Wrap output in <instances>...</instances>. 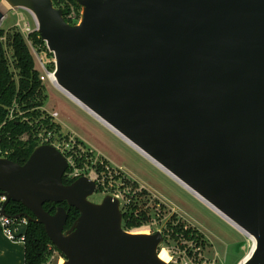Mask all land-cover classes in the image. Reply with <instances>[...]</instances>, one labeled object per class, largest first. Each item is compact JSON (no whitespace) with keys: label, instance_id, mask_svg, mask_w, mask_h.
<instances>
[{"label":"water","instance_id":"1","mask_svg":"<svg viewBox=\"0 0 264 264\" xmlns=\"http://www.w3.org/2000/svg\"><path fill=\"white\" fill-rule=\"evenodd\" d=\"M8 1L33 14L57 82L190 188L216 198L256 241L245 264H264V0H77V25L52 0ZM68 167L49 145L24 165L0 158L5 209H29L64 264H167L161 232L125 231L120 201L91 202L95 181L65 185ZM64 202L69 210L44 209ZM72 208L80 216L65 231Z\"/></svg>","mask_w":264,"mask_h":264},{"label":"trees","instance_id":"2","mask_svg":"<svg viewBox=\"0 0 264 264\" xmlns=\"http://www.w3.org/2000/svg\"><path fill=\"white\" fill-rule=\"evenodd\" d=\"M52 2L57 9L63 11V17L67 23L71 25L79 23L82 7L77 0H52ZM72 9L76 13L75 18L69 16ZM29 43L39 52H45L53 57L38 31L31 32L26 38L19 27H12L7 31L0 30V158H7L20 165H24L40 146L37 138L41 131L59 134L62 132V126L44 110L47 99L46 87L41 80L42 71L38 68L37 59ZM75 150L77 153L74 157L78 166L82 167L84 163L89 166L94 164L96 169L99 168L98 173H102L100 177L102 181L111 180L105 167L109 165L106 159L101 156L96 157V154L79 140H76ZM119 177L123 178V188L130 189L127 194L129 202L125 204L129 211L124 218L123 226L126 231H131L153 220L150 208L142 204L148 192L140 189L137 183L121 173L114 176L116 179ZM75 181L68 179L67 176L63 179L65 185H70ZM58 207L69 210L66 202L44 205V209L52 215L56 213ZM6 212L11 217L33 216L29 209L17 202H11ZM79 216L80 212L77 209L70 210L65 231L73 226ZM27 228V233L23 237L25 264H46L53 251L59 252L58 249L51 242L42 224L30 222ZM168 232H171L173 240L180 239L181 236L189 240L196 238L202 241L203 249L205 248L204 235L196 228H186L180 220L176 222L175 217H172L171 222L168 223ZM168 232L165 233L166 238ZM59 254L64 258L61 252Z\"/></svg>","mask_w":264,"mask_h":264},{"label":"rangeland","instance_id":"3","mask_svg":"<svg viewBox=\"0 0 264 264\" xmlns=\"http://www.w3.org/2000/svg\"><path fill=\"white\" fill-rule=\"evenodd\" d=\"M83 10L82 7L81 16ZM0 11L4 14V18L0 21V30L7 31L12 27H19L20 15L25 17L31 31L37 29L35 19L27 9L13 7L8 0H0ZM47 59L50 63L45 65V70L55 72L57 64L54 54L53 57L47 55ZM52 64H54L53 67ZM38 68L44 74L39 63ZM43 83L47 96L44 110L59 115L57 122L61 124L63 133H70L75 141H84L89 150L96 151V157L101 154L111 165L112 173L115 172L114 176L121 173L138 182L140 184L138 187L148 192L142 204L150 208L153 219L157 227L163 230L164 236L168 232L166 226L168 227L172 217H175L176 222L180 220L186 228H196L204 235L203 256L208 264H241L253 252L254 241L249 236L231 225L121 136L74 102L60 88L58 89V86L55 87L48 80ZM95 201H101V199H95ZM131 232L140 231L134 228ZM182 240L165 241L160 246L159 252L162 250L168 252V247L180 246ZM184 240L190 242L193 239L185 238ZM61 258L63 257L59 252L54 250L46 264H60ZM63 260L65 262L64 258Z\"/></svg>","mask_w":264,"mask_h":264},{"label":"built area","instance_id":"4","mask_svg":"<svg viewBox=\"0 0 264 264\" xmlns=\"http://www.w3.org/2000/svg\"><path fill=\"white\" fill-rule=\"evenodd\" d=\"M69 16L71 18L76 17V13L73 9ZM18 26L20 27L21 31L26 36V38H28V35L31 32H33L31 31L30 25L26 22V19L23 15L19 16ZM31 47H32V50L35 51L34 55L36 56L38 63L43 69L44 74H42L41 80L43 82L48 80L51 84L57 87V84H55V82L53 81L54 76H55L54 72H47V70H45V65L50 63V61L47 59V54L45 52H39L37 48L32 46V44H31ZM48 114L52 117L54 121L57 122V118L59 117L57 113H54V114L48 113ZM37 139H38L40 146L42 145L53 146L66 158L69 167H68V170L65 176H67L68 179L78 180L81 177H88L91 180L98 179V176L95 174L94 171L90 170L87 163H84L82 167L77 165L75 161V157H74L77 153V151L75 150L76 141L74 140L72 136H70V133H63L62 131L59 134L57 132H46L45 130H43L38 134ZM101 182L103 181L101 180ZM108 189L112 197L119 200L123 204V207H125V204L129 202V197L127 196V194H129L130 189L123 188V190L114 191L113 183L110 184V187ZM6 202H7V197L5 195H0V226H1L2 233L10 241H22L23 242V237L16 238L15 232L16 233L18 232L17 230L18 227H21V226L28 227L30 221L28 217L26 216H22L20 218L18 216L16 217L9 216L6 212L7 207L5 209ZM13 228H15L14 231H13ZM138 230L139 231L143 230L147 232L148 233L147 235H153L157 232H161L164 236L163 230L157 227V223L154 221V219L148 224L143 225L140 228H138ZM131 231H127V232H131ZM170 233L171 232H168L167 238H166V235L164 236L165 241H171L172 238H171ZM181 239L183 240L180 246L168 247L167 250L170 256V261L167 264H208V262L205 260V257L203 256L204 249L202 246V241L200 242L196 239H193V240H190V242H188L184 240L185 239L184 236H181L180 240ZM186 244H188V246H186ZM62 260L63 258L60 259V262Z\"/></svg>","mask_w":264,"mask_h":264},{"label":"bare ground","instance_id":"5","mask_svg":"<svg viewBox=\"0 0 264 264\" xmlns=\"http://www.w3.org/2000/svg\"><path fill=\"white\" fill-rule=\"evenodd\" d=\"M6 3V1H4ZM10 3V1H9ZM7 4V3H6ZM11 4V3H10ZM12 5V4H11ZM31 12V11H30ZM33 15V14H32ZM34 17V16H33ZM35 19V18H34ZM53 81L55 82V84H57L58 88H60L66 95H68L74 102H76L77 104H79L81 107H83L84 109H86L87 111H89L93 116H95L98 120H100V122H102L103 124H105L108 128H110L112 131H114L116 134H118L119 136H121L128 144L132 145L134 148H136L139 152H141L143 155H145L147 158H149L153 163H155L159 168H161L163 171H165L166 173H168L174 180H176L181 186H183L184 188H186L188 191H190L193 195H195L199 200H201L204 204H206L207 206H209L210 208H212L215 212H217L219 215H221L224 219H226L231 225L235 226L237 229H239L240 231H242L243 233H245L247 236H249L253 241H254V248H255V244L256 241L254 239V237L248 233L245 229H243L242 227H240L236 222H234L233 220H231L228 216H226L223 212H221L220 205L221 203L216 200V198H214L212 195H210L207 191H205L204 189H199V190H194L192 188H190L186 183H184L182 180H180L178 177H176L173 173H171L170 171H168L165 167H163L161 164H159L157 161H155L152 157H150L147 153H145L142 149H140L137 145H135L132 141H130L127 137H125L124 135H122L118 130H116L112 125H110L109 123H107L105 120H103L101 117H99L96 113H94L90 108H88L84 103H82L79 99H77L76 97H74L69 91H67L64 87H62L60 85V83L57 82V79L54 76ZM148 233L143 230H141L140 232H135L134 235H147ZM253 248V249H254ZM252 252L250 253V255L244 259L242 261L241 264H245V262H247V260L249 259V257L251 256ZM159 259L161 261H163L164 263H169L170 261V256L168 254V252L166 250H162L161 252H159ZM60 264H64L63 260L60 262Z\"/></svg>","mask_w":264,"mask_h":264},{"label":"flooded vegetation","instance_id":"6","mask_svg":"<svg viewBox=\"0 0 264 264\" xmlns=\"http://www.w3.org/2000/svg\"><path fill=\"white\" fill-rule=\"evenodd\" d=\"M101 164L103 165L102 162H101ZM94 166H95L94 164L92 166L88 165L90 170L94 171L95 174L98 176V179L93 180L96 183V188H95L94 194L89 198V200H91V202H93V203L98 204V203H101L102 200L105 197H107V196H111L112 197V195L109 193V189H108L110 187V184L113 183V190L116 191V190H123L124 183H122V180H123L122 177H119L118 179L114 178V173L115 172L112 173L113 169H112L110 164L109 165H105V167H106V171H107V173H108V175H109L111 180H105V181L101 182L100 177H101L102 173L99 174L98 173L99 168L96 169ZM128 179H130V178H128ZM130 180H132V179H130ZM132 181L137 183L138 185H140L138 182H136L134 180H132ZM95 199H97V200L101 199V201H97L96 202ZM120 205H121L120 208H121V212H122V215H123V222H124V218L128 214L129 210L126 209V207H123V204L121 202H120ZM123 228H124V226H123ZM166 228H168V227L166 226Z\"/></svg>","mask_w":264,"mask_h":264},{"label":"crops","instance_id":"7","mask_svg":"<svg viewBox=\"0 0 264 264\" xmlns=\"http://www.w3.org/2000/svg\"><path fill=\"white\" fill-rule=\"evenodd\" d=\"M84 144L87 146L85 142ZM92 151L94 153L96 152L95 150H92ZM98 156L103 157L101 154L100 155L98 154ZM0 264H25L24 242L8 240L2 233L1 226H0Z\"/></svg>","mask_w":264,"mask_h":264}]
</instances>
